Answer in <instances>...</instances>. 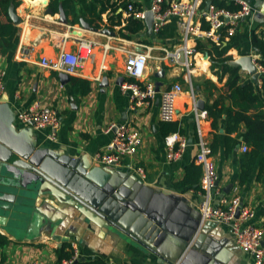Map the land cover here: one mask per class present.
Returning a JSON list of instances; mask_svg holds the SVG:
<instances>
[{
    "label": "crops",
    "instance_id": "obj_1",
    "mask_svg": "<svg viewBox=\"0 0 264 264\" xmlns=\"http://www.w3.org/2000/svg\"><path fill=\"white\" fill-rule=\"evenodd\" d=\"M246 1L255 12L236 31L238 45L227 54L232 57L229 61L231 65L235 58L242 55H251L255 63H259L260 56L253 46L252 38L263 29L264 0ZM215 2L238 7L234 0H202V7L212 6ZM118 3L117 11L113 10L115 6H110L97 19L77 1H74L69 10L60 3L59 11L54 13L50 6L51 0H20L16 12L22 22L17 25L19 31L14 47L6 55H0V70L7 73L3 99L16 112V119L21 111L27 110L36 102L55 108L60 121L56 141L49 140L48 131L38 130L33 125H22L16 120L19 129L28 132L31 140L37 136L41 146L48 145L60 154L81 157L93 167L99 166L93 161L94 155L105 151L114 138V130L108 131L111 125L126 124L138 132L142 138V146L133 162L145 170L146 177L142 179L127 167L121 169L130 171L132 176L142 180L144 185L156 192L185 198L188 201L186 211H180L179 220H176L178 223L182 221L179 225L183 231H178L180 236L169 238L160 247L157 256L117 236L95 232L71 217L65 208L44 201L36 204L41 213L38 219L40 224L36 221L32 224L33 220L25 219V226L12 228L10 234L0 226V234L8 238V244L0 249V264H27L35 260L46 264H61L67 259L60 260L59 251L67 245L71 249L66 251L78 254V264L87 261H100L104 264H175L185 260L188 252L184 249L183 235L188 225L184 226L182 223L184 219H188L189 223L201 219L198 206L203 201L201 175L191 174L192 186H185L186 183H183L189 169L195 165L200 166L195 161L199 141L198 127L213 150L212 158L218 172L213 205L225 206L239 195L244 205L255 212L252 222L258 227H264V149L251 166L244 165L252 147L245 140L246 124H237L232 120V116L240 112L241 108L240 102H234L231 98L227 86L230 73L213 68L211 56L208 52L198 51L197 41L196 72L192 80L194 95L200 93L206 98L205 107L217 103L219 112L215 119L208 115L201 117L200 111L195 108L196 99L194 101L190 85L183 80L181 70L155 59L162 54L158 49L162 44L156 35H150L147 27L130 40L120 35L132 15L127 11L125 0H117ZM151 4L152 0H140L137 7L148 10ZM60 6L66 15L67 24L60 21ZM80 20L111 34L86 30L82 28ZM224 38L223 45L226 46L230 38L226 34ZM82 39L96 43L93 48L95 60L86 61L81 74L70 75V81L63 84L59 76L61 72L45 68L40 62L43 57L55 60L63 51L76 52ZM150 47L153 48L152 56L155 58L151 57L144 77L138 82L153 83L155 89L160 86L158 93L175 84L183 87V92L176 100L175 122L180 124V134L186 139L187 145L182 156L172 162L167 157L166 137L159 116V95L148 104L132 108V92L122 89L123 84L130 80L124 70L127 56L125 50L142 51ZM240 68V79L254 82L251 74L245 68ZM161 69L165 70V77L156 78L155 73ZM73 77L89 81L90 92L86 95L78 93L72 84ZM260 77L258 83L254 82L259 87ZM120 78H124L122 85L118 84ZM255 112L250 109L247 114ZM244 147H247V151H244ZM129 161L131 160L125 163L129 164ZM230 185L232 189L229 193L225 192ZM200 224L197 236L202 249L198 250L188 264H199L201 258H205L204 264H254L252 256L235 243L229 224L202 222V219Z\"/></svg>",
    "mask_w": 264,
    "mask_h": 264
},
{
    "label": "water",
    "instance_id": "obj_2",
    "mask_svg": "<svg viewBox=\"0 0 264 264\" xmlns=\"http://www.w3.org/2000/svg\"><path fill=\"white\" fill-rule=\"evenodd\" d=\"M60 21L67 24V18L60 6ZM51 13V10H49ZM9 16L15 25L22 20L16 9H9ZM82 28L110 35L107 30L93 28L80 20ZM154 14L148 10L145 25L153 34ZM233 66L245 68L258 83L260 72L251 55H242L232 61ZM63 84L70 81V75L60 73ZM164 78L165 70L155 73ZM124 78H120L122 85ZM160 86H156V92ZM199 96V97H198ZM198 98V99H197ZM195 108L204 112L206 98L195 93ZM16 112L4 98L0 102V226L11 233V229L25 226V219L38 222L40 209L37 203L49 202L66 209L78 222L95 232H104L128 241L148 253L159 255L160 247L169 238L179 235L180 211H186L185 198L156 192L121 168L91 166L83 158L60 154L52 147L41 146L38 137L31 140L28 132L19 129ZM232 185L225 189L229 193ZM199 214V213H198ZM240 211L236 213L239 217ZM200 216V214H199ZM201 218V217H200ZM188 225L183 235L187 256L180 264H188L197 255L200 238L197 233L201 219ZM183 231V230H182ZM194 239L193 243L192 240ZM199 264H204L201 258ZM170 264H174L170 262Z\"/></svg>",
    "mask_w": 264,
    "mask_h": 264
},
{
    "label": "built area",
    "instance_id": "obj_3",
    "mask_svg": "<svg viewBox=\"0 0 264 264\" xmlns=\"http://www.w3.org/2000/svg\"><path fill=\"white\" fill-rule=\"evenodd\" d=\"M140 0H125L127 11L135 18L145 23V14L150 10L154 14L153 35H158L162 28L171 20L176 19L179 42L172 48L162 45L158 49L162 52L156 58L152 56L153 48L137 51L134 49L125 50L126 62L125 72L130 78L141 80L148 68L151 57L159 63L167 62L173 67L181 70L182 77L190 85L191 94L195 101L194 88L192 85L193 76L196 72L195 55L197 54V41L211 40L219 44L222 29H226V37L229 39L236 34L239 26L254 12L255 9L246 0H234L239 6L237 11L218 8L215 5L202 7V0H152L148 10L139 9L137 3ZM203 21L209 28L203 29ZM259 36L264 40V25ZM192 42L193 44H191ZM96 43L93 40L82 39L78 43L77 51H63L55 60L43 57L41 65L45 68L66 73L68 75H80L86 61H94L93 48ZM22 55H24L22 53ZM257 65L260 75L264 68ZM7 73L0 70V102L5 92ZM261 82V81H260ZM123 91H131V107L137 108L142 104H148L150 100L159 95V116L162 122H174L177 118L176 100L183 92L181 84H175L171 88L157 93L153 83L126 82L122 86ZM199 113V112H196ZM201 117L207 116V111L200 112ZM199 118V115H197ZM18 122L22 125H33L38 130L49 132L48 138L56 141L60 121L58 111L50 106H43L36 102L27 110L21 111L17 116ZM199 121V120H198ZM199 123V122H198ZM114 130L115 135L105 151L94 155L93 161L102 167H127L139 177H146L145 170L133 162L141 146L142 138L138 132L126 124H113L108 131ZM198 151L195 161L202 168L201 192L203 201L199 204L198 210L202 222L227 223L231 226L235 243L247 254L252 256L254 264H264V227H258L252 220L255 218L253 209L244 205L241 197L236 195L229 204L225 206H214L213 193L217 189L218 172L212 158L213 150L202 136L201 128L198 127ZM167 146V157L169 161L178 160L186 147V139L179 133H172L165 138ZM247 151V147H244ZM129 161V164L125 162ZM239 217H236L237 211ZM78 254L75 252L72 258L63 261L61 264H75ZM27 264H46L35 260ZM175 264H180L176 262Z\"/></svg>",
    "mask_w": 264,
    "mask_h": 264
},
{
    "label": "trees",
    "instance_id": "obj_4",
    "mask_svg": "<svg viewBox=\"0 0 264 264\" xmlns=\"http://www.w3.org/2000/svg\"><path fill=\"white\" fill-rule=\"evenodd\" d=\"M74 1L81 3L85 6L88 13H90L95 18H101L103 12H105L108 7H114V11L118 10L119 4L117 0H92L87 2V0H51V8L54 13L59 11V5L62 3L64 8L67 10L71 9L74 5ZM20 5V0H0V55H6L15 44V38L19 31L17 25L13 23L9 16V9L13 6L15 9ZM218 8H225L233 11H237L239 6L233 7L232 5H224L219 2L214 4ZM100 9L98 10V7ZM75 22V21H74ZM146 25L143 21L131 16L128 19L127 24L120 31V35L125 39H132L135 35L145 31ZM203 29H208V24L203 21ZM227 27L222 29V37L219 44L207 40L206 43L203 40H199L197 44L198 51L208 52L211 56L212 67L219 68L223 72L230 73V79L227 86L230 91L231 98L234 102L239 101L240 112H237L232 116V120L237 123L246 124L247 132L245 135V140L251 145L252 152L245 159L244 165L246 167L251 166V163L255 162L262 153L264 149V73L260 77V87L257 86L252 81H242L239 76L240 67L232 66L229 61L232 60L231 56H227L228 52L233 48L237 47V41L239 40L238 35H234L230 38V42L226 46L223 45L226 34ZM125 31V32H124ZM157 40L162 45H168L172 48L175 44L179 42V32L176 23V19L171 20L167 23L162 30L156 36ZM252 43L257 54L260 56L259 63L264 68V40L255 34L252 38ZM184 80V79H183ZM129 82L139 83L138 80L130 78ZM72 84L75 90L81 95H86L91 90V83L87 80L79 79L76 77L72 78ZM217 103L215 105H207L205 110L207 115L211 118H216L219 114ZM250 109H254L256 112L254 114L248 115L247 112ZM182 132L180 124L178 122H163V134L166 136L171 133ZM264 165V160L262 161ZM196 173L198 176H202L201 166H193L189 169L188 174L183 183L185 186H192L193 179H191V174ZM247 175V173H246ZM245 175V176H246ZM195 180V179H194ZM201 188V187H200ZM8 244V238L0 234V249L4 248ZM70 245L63 246L59 251V259H70L73 256V251L70 250ZM79 261L75 264H78ZM82 264H104L100 261H87Z\"/></svg>",
    "mask_w": 264,
    "mask_h": 264
},
{
    "label": "rangeland",
    "instance_id": "obj_5",
    "mask_svg": "<svg viewBox=\"0 0 264 264\" xmlns=\"http://www.w3.org/2000/svg\"><path fill=\"white\" fill-rule=\"evenodd\" d=\"M154 52V51H153ZM152 52V55H154V53ZM157 52V51H156ZM154 60H152V62H153ZM155 63H152V65H154Z\"/></svg>",
    "mask_w": 264,
    "mask_h": 264
}]
</instances>
